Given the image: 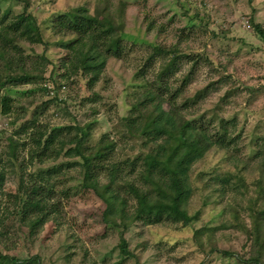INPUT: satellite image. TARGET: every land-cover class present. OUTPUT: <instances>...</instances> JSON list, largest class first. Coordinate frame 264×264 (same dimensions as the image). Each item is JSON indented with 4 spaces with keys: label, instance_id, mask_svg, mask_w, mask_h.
<instances>
[{
    "label": "rangeland",
    "instance_id": "1",
    "mask_svg": "<svg viewBox=\"0 0 264 264\" xmlns=\"http://www.w3.org/2000/svg\"><path fill=\"white\" fill-rule=\"evenodd\" d=\"M120 1L110 0L114 11L119 8ZM124 1L127 53L122 58H109L103 76L93 90L87 88L85 78L80 75H74L70 80L58 77L56 91L64 102H51L39 116L41 123L52 127L92 121V141L110 131L119 144L116 157L133 156L141 150V141L123 127L122 117L129 113L132 101L129 94L135 90L132 86L135 72L144 62L151 44L170 47L177 43L185 52L210 57V60L199 59L185 89V96L190 97L208 85L209 95L184 110L185 114L214 118V124L220 117L235 118L242 131L238 145L233 144L230 155L219 149L195 164L193 175L200 169H208L210 173L199 179V186L189 201L190 212L199 209L202 212L200 218L188 226L180 222L147 225L137 221L125 229L114 222H106L103 219L106 203L81 186L80 168H72L59 185L69 189L70 197L61 195L62 207L56 231L46 238V225L29 235L28 228L13 215L18 201L19 176L24 173L28 178V173L67 158L61 156L57 160L32 162L30 145L19 148L17 159L9 154V137L15 128L12 120L19 118L22 121L30 117L32 108L56 94L52 82H48L50 93L41 89L44 83L10 87L5 92L16 99V111L11 115L0 113V216L8 227L7 230L0 228V247L5 253L20 258L40 255L42 264H247L242 260L249 259L259 246L253 231L259 220L258 214L264 208V188H261L264 187V41L252 25L248 28L244 23L253 18L264 25V0ZM99 2L32 0L44 37L51 41L46 54L52 61L59 63L67 50L59 42L62 36L52 31L50 19L76 5H87L95 12ZM23 6L22 0H0L1 13L9 8L17 14L23 11ZM96 15L100 22L98 29H111L101 15ZM149 20L154 23L147 30ZM114 31L116 38L120 37V33ZM70 37L64 36L65 39ZM116 38L109 43L110 48L115 47ZM34 47L37 54L43 49L39 45ZM34 58L39 60L37 56ZM182 60V69L171 78L176 86L192 65L187 59ZM36 61H30L29 66L33 67ZM161 63L159 59L153 64L146 80L155 78ZM44 69L49 76L51 67L45 66ZM94 92L100 97L92 96ZM176 103L182 106L184 96L181 95ZM29 134L16 135V138L28 142ZM239 167L242 168L243 182L232 177L225 187L213 177L237 173ZM138 171L128 175L127 179L140 184ZM122 193L128 199L132 197L124 190ZM204 196L211 202L205 206ZM135 203L133 198L129 200L128 213L133 212ZM261 223L263 247L264 221ZM201 228L204 233L198 242L194 235ZM122 232L134 255L121 253ZM225 250L234 256L221 252ZM262 251L264 258V248Z\"/></svg>",
    "mask_w": 264,
    "mask_h": 264
},
{
    "label": "trees",
    "instance_id": "2",
    "mask_svg": "<svg viewBox=\"0 0 264 264\" xmlns=\"http://www.w3.org/2000/svg\"><path fill=\"white\" fill-rule=\"evenodd\" d=\"M22 1L24 6L20 13L15 14L9 8L0 12V113L11 115L16 111V99L5 92L10 87L44 83L41 89L50 93L48 82H52L56 94L32 108L30 117L22 121L19 118L12 120L15 128L9 137V154L17 159L19 148L30 145L32 162L57 160L61 156L67 159L48 167H40L28 173V178L24 173L19 176L18 201L13 213L16 220L28 228L29 235L46 225V238L56 231L62 207L61 195L68 199L70 197L69 189L60 188L59 185L66 178V172L72 168H80L81 186L94 192L106 203L103 213L106 222H114L127 229L137 221L147 225L180 222L188 226L198 220L202 209L190 212L189 201L199 186V179L210 171L200 169L193 175L195 164L210 152L219 149L228 151L230 155L233 144L236 147L242 136L235 118L220 117L217 124H214V118L185 114L184 110H189L209 95L208 85L190 97L185 96V89L191 82L199 59L210 60V57L185 52L177 43L170 47L160 43L150 45L149 53L132 80L135 90L129 94L132 99L129 113L122 117L123 127L140 139L141 150L133 156L119 159L115 155L119 144L113 133L105 132L97 141H92V121L51 127L42 124L39 116L51 102H64L56 91L58 77L70 80L74 75H80L85 78L87 88L93 90L101 80L109 58L124 57L127 53L124 42L126 2L121 0L116 11L112 9L110 0H100L95 12L87 5H76L55 14L50 19L51 28L55 35L62 36L59 42L67 50L61 61L56 63L46 54L51 41L44 37L38 15L33 11L32 0ZM96 14L101 15L111 29H98L100 22ZM250 22L264 41V25L255 22L253 18ZM153 23V20H149L147 30L152 28ZM114 30L120 33V37L116 38ZM66 35L72 37L65 39ZM114 38L115 47L110 48L109 43ZM35 45L43 46L39 54ZM34 56L39 60L36 61ZM159 59L162 63L155 78L146 80L148 72ZM182 59H187L192 65L176 86L171 78L182 69ZM32 60L36 63L30 67ZM45 66L51 67L49 76H46ZM91 95L100 97L95 92ZM181 95L184 96L182 106L176 103ZM26 132L30 133L28 142L16 138V135ZM237 170V173L232 172L228 176L213 177L225 187L232 177L243 182L242 168ZM136 171L142 181L140 184L127 179L128 175ZM123 190L136 201L131 213L127 212L131 198L128 199L122 193ZM209 203V198L204 196L203 205ZM258 218L253 235L259 246L249 259L238 256L247 264H264V246L262 247L260 236L264 208L259 212ZM2 227L6 230L8 228L0 216V228ZM203 233V228L195 231L194 237L198 242ZM119 248L124 256L134 255L124 232L121 233ZM221 252L234 256L227 250ZM0 264H42V259L37 254L20 258L5 253L0 247Z\"/></svg>",
    "mask_w": 264,
    "mask_h": 264
},
{
    "label": "built area",
    "instance_id": "3",
    "mask_svg": "<svg viewBox=\"0 0 264 264\" xmlns=\"http://www.w3.org/2000/svg\"><path fill=\"white\" fill-rule=\"evenodd\" d=\"M248 28H250L251 27V24H250V22H249V20H247V21H245V23H244Z\"/></svg>",
    "mask_w": 264,
    "mask_h": 264
}]
</instances>
